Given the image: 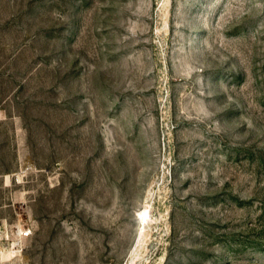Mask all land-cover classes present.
I'll use <instances>...</instances> for the list:
<instances>
[{
    "label": "rangeland",
    "instance_id": "1",
    "mask_svg": "<svg viewBox=\"0 0 264 264\" xmlns=\"http://www.w3.org/2000/svg\"><path fill=\"white\" fill-rule=\"evenodd\" d=\"M20 221L4 264H264V0H0Z\"/></svg>",
    "mask_w": 264,
    "mask_h": 264
},
{
    "label": "built area",
    "instance_id": "2",
    "mask_svg": "<svg viewBox=\"0 0 264 264\" xmlns=\"http://www.w3.org/2000/svg\"><path fill=\"white\" fill-rule=\"evenodd\" d=\"M33 235L30 225L20 221L11 227H3L0 223V264H4L6 255L21 256L26 241Z\"/></svg>",
    "mask_w": 264,
    "mask_h": 264
},
{
    "label": "bare ground",
    "instance_id": "3",
    "mask_svg": "<svg viewBox=\"0 0 264 264\" xmlns=\"http://www.w3.org/2000/svg\"><path fill=\"white\" fill-rule=\"evenodd\" d=\"M147 211H145V215L143 216L144 217V219H146L147 218ZM147 220V219H146Z\"/></svg>",
    "mask_w": 264,
    "mask_h": 264
}]
</instances>
